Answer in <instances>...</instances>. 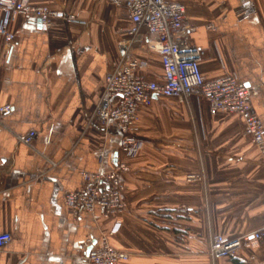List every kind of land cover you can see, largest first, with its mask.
Listing matches in <instances>:
<instances>
[{
    "label": "crops",
    "instance_id": "crops-1",
    "mask_svg": "<svg viewBox=\"0 0 264 264\" xmlns=\"http://www.w3.org/2000/svg\"><path fill=\"white\" fill-rule=\"evenodd\" d=\"M187 10L190 43L204 49L207 80L236 73L251 87L264 123V0H175ZM75 13L86 24L56 19L51 27L19 17L7 54L0 36V233L11 241L0 264H87L115 221L111 244L130 253L121 264H213L211 238L238 237L264 221V153L245 134L241 116L211 113L193 95L154 97L139 110L144 144L128 158L126 211L75 215L65 194L82 188L87 171H109L121 149L116 123L90 122L106 75L130 29L129 12L108 0H31ZM133 54L141 73L162 81L157 53L145 43ZM37 132L31 143L19 135ZM235 261H234V260ZM264 264V240L215 264Z\"/></svg>",
    "mask_w": 264,
    "mask_h": 264
},
{
    "label": "built area",
    "instance_id": "built-area-1",
    "mask_svg": "<svg viewBox=\"0 0 264 264\" xmlns=\"http://www.w3.org/2000/svg\"><path fill=\"white\" fill-rule=\"evenodd\" d=\"M117 7H126L129 12L130 29L126 38L118 42L119 57L106 75L103 92L95 105L90 122L104 127L111 121L122 133L121 158H117L109 171H87L85 185L65 194V201L75 215L83 211L102 209L106 218L119 217L127 209L124 198L127 190L125 176L130 171L126 158L135 157L143 147V140L136 135L139 110L152 105L154 97H182L188 100L193 95L203 97L211 113L236 114L244 121L245 134L264 153V123L250 103L251 87L246 86L236 73L207 80L200 65L205 51L190 43L189 27L186 25V6L175 0H108ZM19 17L40 20L44 29L51 27L56 19L65 23H79L75 13L37 5L31 0H0V36L2 52L9 53L15 40L11 25ZM145 43L148 49L158 54L162 66V81L146 78L141 69L147 61L133 54L137 45ZM12 109L11 104L0 105L1 116ZM35 130L19 135L24 143H31ZM122 222L117 220L108 232H103L100 243L93 245L84 259L87 264H121L130 253L114 247L110 236L119 232ZM12 239L9 232L0 233V249ZM264 240L262 225L238 237L227 238L215 235L211 238L209 254L212 259L235 256L242 247H252ZM92 245V243H91Z\"/></svg>",
    "mask_w": 264,
    "mask_h": 264
},
{
    "label": "rangeland",
    "instance_id": "rangeland-1",
    "mask_svg": "<svg viewBox=\"0 0 264 264\" xmlns=\"http://www.w3.org/2000/svg\"><path fill=\"white\" fill-rule=\"evenodd\" d=\"M138 121H139V118H138ZM138 121H137V124H138ZM136 135H137V132H136ZM137 136H138V135H137ZM137 155H138V154H137ZM137 155H136V156H137ZM120 156H123V155H122V151H121V149H120V152L116 155V159H117L118 157L121 158ZM136 156H135V157H136ZM131 158H134V157H131ZM127 159H128V158H126V160H127ZM127 162H128V161H127ZM130 170H131V168H130ZM127 173H128V172H127ZM218 235H219V234H218ZM214 236H215V235H214ZM214 236H212V238H213ZM211 259H212V257H211ZM216 260H217V259H214V260L212 259L213 264H215V261H216Z\"/></svg>",
    "mask_w": 264,
    "mask_h": 264
},
{
    "label": "water",
    "instance_id": "water-1",
    "mask_svg": "<svg viewBox=\"0 0 264 264\" xmlns=\"http://www.w3.org/2000/svg\"><path fill=\"white\" fill-rule=\"evenodd\" d=\"M38 26L39 27H42L41 23H40V20L38 19ZM115 162H116V159H115ZM93 245L89 246L88 249H87V252H89L91 249H92Z\"/></svg>",
    "mask_w": 264,
    "mask_h": 264
},
{
    "label": "trees",
    "instance_id": "trees-1",
    "mask_svg": "<svg viewBox=\"0 0 264 264\" xmlns=\"http://www.w3.org/2000/svg\"><path fill=\"white\" fill-rule=\"evenodd\" d=\"M230 258H234V256L230 257ZM234 260V259H233ZM235 261V260H234ZM235 264H239L238 262H235Z\"/></svg>",
    "mask_w": 264,
    "mask_h": 264
}]
</instances>
